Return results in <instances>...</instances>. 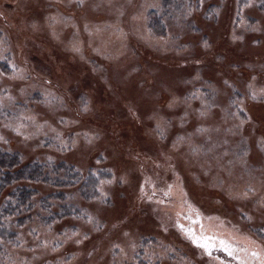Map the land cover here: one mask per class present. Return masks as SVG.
Returning <instances> with one entry per match:
<instances>
[{"label": "rangeland", "instance_id": "374dc122", "mask_svg": "<svg viewBox=\"0 0 264 264\" xmlns=\"http://www.w3.org/2000/svg\"><path fill=\"white\" fill-rule=\"evenodd\" d=\"M125 1L0 0V264H264V0Z\"/></svg>", "mask_w": 264, "mask_h": 264}, {"label": "trees", "instance_id": "16d2710c", "mask_svg": "<svg viewBox=\"0 0 264 264\" xmlns=\"http://www.w3.org/2000/svg\"><path fill=\"white\" fill-rule=\"evenodd\" d=\"M1 151V148H0ZM2 156H0V196L3 194L4 190L7 186L12 185L14 181L20 179H27L31 181H36L43 179L45 181H51V176L44 172L47 164L42 163H28L19 171H14L16 165L20 164L21 158L17 154L13 153H4L2 152ZM48 164L47 166H49ZM56 167L53 169L55 174L60 173V169L62 170V165H55ZM74 166L72 165L66 171V177L62 178L60 175L56 177L57 181L61 183H75L76 179V169L74 170ZM60 176V177H59ZM54 180V179H53ZM34 191L32 188H28L24 185H18L12 189L11 193L4 198L0 207V241L3 236L7 235L6 233L10 232L8 228H6V217L12 215H20L24 213V209L27 211L32 208L33 204V195ZM3 235V236H2ZM8 236V235H7ZM1 247V245H0Z\"/></svg>", "mask_w": 264, "mask_h": 264}, {"label": "bare ground", "instance_id": "6f19581e", "mask_svg": "<svg viewBox=\"0 0 264 264\" xmlns=\"http://www.w3.org/2000/svg\"><path fill=\"white\" fill-rule=\"evenodd\" d=\"M118 2H119V5H122L123 3H125L126 1L125 0H118ZM96 3H98V2H96ZM100 4V6H101V8L103 9V10H110V14H113V13H115L114 11H113V7L114 6H116V8L117 7H119L118 5H115V4H117V3H112V4H109V3H107V2H104V3H99ZM140 13V12H139ZM140 15H141V13H140ZM109 19V21H111L110 22V24L111 25H113V27L115 26V27H117V25H116V23H117V20L115 19V20H112V19H110V18H108ZM118 19V18H117ZM103 21H105V20H103ZM95 24L96 23H92L91 24V26H90V28H92L93 26H95ZM132 25H135V27H137V25L138 26H140V28L143 30L144 28L142 27L143 26V23H142V21L140 20L139 21V23L137 24L136 22L135 23H132ZM62 28L60 27V25H58L57 26V31H56V33H59V32H61L62 30H61ZM94 29V28H93ZM140 29V34H142V30ZM145 30V29H144ZM237 31H234V34H233V36H238L239 34H244V30H242V32H241V30L239 31L238 29H236ZM79 35L77 34V33H72V31L71 30H67V31H63L62 33H61V38H62V42L63 43H65V44H73L74 46H77V45H80L81 43H82V40H80V38L78 37ZM144 36H146L145 34L143 35V37ZM105 34L104 35H99L98 36V38H96V37H93V41H92V43H93V45H95V46H97V47H107V46H105L106 45V41H105ZM146 40V39H145ZM147 40H148V42H149V44L150 45H152V46H154L153 44H152V42H151V40L149 39V38H147ZM246 42H247V37H245L244 38V40H243V43L244 44H246ZM122 39L121 40H117V41H115L114 43H112L110 46H111V48L114 50V51H116L117 49H119V48H121L122 47ZM163 46H158V47H156L158 50H161V49H163L162 48ZM155 48V49H156ZM108 49V48H107ZM156 49V50H157ZM175 96H181L180 94H176L175 93ZM159 117H160V119L163 117V116H165V113H161L160 115H158ZM225 185V184H224Z\"/></svg>", "mask_w": 264, "mask_h": 264}, {"label": "flooded vegetation", "instance_id": "af4514ba", "mask_svg": "<svg viewBox=\"0 0 264 264\" xmlns=\"http://www.w3.org/2000/svg\"><path fill=\"white\" fill-rule=\"evenodd\" d=\"M200 243H201V245L204 244V242H201V241H200ZM208 252L211 253L212 255H214L213 253H215V254L217 253V251L214 250V249H212L211 246H210V249L208 250ZM229 255H231V253H230ZM215 256H217V255H215ZM228 261H230V257H228ZM230 263H231V262H230Z\"/></svg>", "mask_w": 264, "mask_h": 264}]
</instances>
